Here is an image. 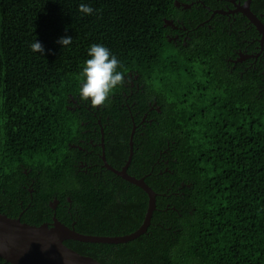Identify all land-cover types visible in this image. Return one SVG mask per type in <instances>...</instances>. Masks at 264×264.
Instances as JSON below:
<instances>
[{"label": "trees", "instance_id": "obj_1", "mask_svg": "<svg viewBox=\"0 0 264 264\" xmlns=\"http://www.w3.org/2000/svg\"><path fill=\"white\" fill-rule=\"evenodd\" d=\"M173 1L0 0V213L32 225L54 214L82 234L135 230L147 197L87 142L102 128L115 169L131 134L126 173L143 177L155 207L132 240L64 245L102 264H264L260 74L226 65L236 32L211 39L224 54L173 52L162 32L168 11L179 10ZM251 9L264 13V0ZM65 36L72 43L62 47ZM35 40L44 56L31 50ZM93 44L125 77L103 108L79 96Z\"/></svg>", "mask_w": 264, "mask_h": 264}, {"label": "flooded vegetation", "instance_id": "obj_2", "mask_svg": "<svg viewBox=\"0 0 264 264\" xmlns=\"http://www.w3.org/2000/svg\"><path fill=\"white\" fill-rule=\"evenodd\" d=\"M252 1L210 0L205 3L203 0H174V12L179 9L177 14L168 11L167 16L162 19L165 40L175 48L173 52L178 54H205L208 51L209 54H224L223 51L218 52L220 47H217L211 39L214 38L216 30H227L228 34L236 32L235 40L238 44L235 43L237 46L235 45L234 49L230 48L232 52L231 56L226 58L229 63L226 65L231 69L236 65L243 70L257 71L264 92V13L254 12L251 9ZM244 10H247V13H244ZM217 44L221 46L222 40L217 41ZM132 82L128 83L130 87L134 85ZM96 124H99L98 120ZM94 131L91 130L92 133ZM87 142L93 147L98 146L104 155L102 128H99V138L95 143L93 138H88ZM79 148L84 150L83 147ZM102 162L104 165L106 161L102 160Z\"/></svg>", "mask_w": 264, "mask_h": 264}, {"label": "water", "instance_id": "obj_3", "mask_svg": "<svg viewBox=\"0 0 264 264\" xmlns=\"http://www.w3.org/2000/svg\"><path fill=\"white\" fill-rule=\"evenodd\" d=\"M245 5L247 9V4ZM247 10H244V13H247ZM127 143V156L123 165L119 169H114L104 162V166L146 194L145 211L141 223L135 230L115 236L82 234L59 222L54 215L51 216L49 223L32 225L21 222L18 217L12 218L0 213V258L9 264H102L90 256L70 249L63 244V241L69 239L117 244L132 240L145 232L155 207L156 193L143 181V177H134L126 173L132 154L131 134ZM101 159L105 161L103 152ZM55 204L56 200H53L49 203V207L53 209Z\"/></svg>", "mask_w": 264, "mask_h": 264}, {"label": "clouds", "instance_id": "obj_4", "mask_svg": "<svg viewBox=\"0 0 264 264\" xmlns=\"http://www.w3.org/2000/svg\"><path fill=\"white\" fill-rule=\"evenodd\" d=\"M78 10L85 15H93L96 11L84 3L79 5ZM57 43L66 47L72 43V37H61ZM30 48L33 52L45 55L43 45L37 40L30 44ZM88 56L90 58L85 61L81 72L83 83L79 96L84 102L90 101L93 108H103L114 90L125 83L124 74L118 71L121 63L107 47L99 44L90 46Z\"/></svg>", "mask_w": 264, "mask_h": 264}]
</instances>
